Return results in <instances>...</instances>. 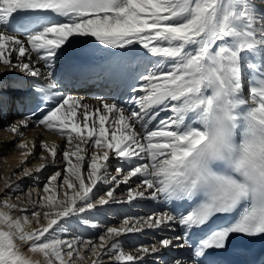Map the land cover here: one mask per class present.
<instances>
[{
	"label": "snow or ice",
	"instance_id": "obj_1",
	"mask_svg": "<svg viewBox=\"0 0 264 264\" xmlns=\"http://www.w3.org/2000/svg\"><path fill=\"white\" fill-rule=\"evenodd\" d=\"M74 48L80 57L88 49L107 54L101 73L113 88L110 99L90 105L60 90L65 77L56 69L66 55L70 69L89 74ZM0 64L22 74L12 87L29 93L6 97L0 79V119L5 105H33L6 130L23 137L21 126L31 123L66 138L60 186L75 190L33 200L39 227L29 231V210L10 197L0 201L9 210H0V264H34L26 251L43 254L46 264H85L90 256L102 264L109 255L135 264L170 246L187 249L171 264H224L232 239L264 236V0H0ZM18 147L28 157L36 144ZM41 149L39 160L57 162V144L41 141ZM110 159L117 175L109 174ZM21 172L33 175L31 168ZM60 177L51 175L43 192ZM133 177L139 183L128 188V202L162 199L177 211L125 218L96 241L56 234L67 232V218L107 204ZM98 182L113 187L94 200ZM5 187L23 191L7 179ZM172 224L182 235L141 246L140 256L124 253L117 239Z\"/></svg>",
	"mask_w": 264,
	"mask_h": 264
},
{
	"label": "rangeland",
	"instance_id": "obj_2",
	"mask_svg": "<svg viewBox=\"0 0 264 264\" xmlns=\"http://www.w3.org/2000/svg\"><path fill=\"white\" fill-rule=\"evenodd\" d=\"M95 83L96 82H94V84ZM94 84H91V85L89 84L87 90H91V88ZM93 93H94V90H93V92L92 91L88 92L90 97H93V95H94ZM6 118H8V117H6ZM2 128H4V126ZM1 143L2 142H0V144ZM59 144H63V146L66 147V140L61 138ZM17 146H18V143L12 144V147H11L12 153L17 152L20 149L19 147L17 148ZM58 148H59V152H57V162L55 164H53L51 162V159H49L50 160L49 163H47L48 161L39 160L38 157L41 155L42 149L37 148L36 153L33 156L34 158L32 157L33 159L27 160V158H25L23 160V162L25 163L24 166H26L27 168L33 169V175L31 177L24 176L23 174H21L22 173L21 172L22 167H20V169H16L14 174H12V176H11L13 178V181L11 182V184L19 185L20 189L23 190V191H20V195H23V197H22L23 205L26 209L29 210V213H28L29 214V220L32 221L31 228L29 230L39 227V225L36 223V219L34 217H32L30 214V212L33 210V207H34L32 201L33 200H39V198L41 196L46 195L43 192L42 187L45 183L48 182V178L51 175H53L56 171H59L61 173V177L58 178V180L56 182L52 183V185L50 187L53 189V191H51L47 195H49V194L55 195L57 200H59L62 198V192L65 190L68 191L69 196H72L74 194L75 190L66 189V187L61 188V186H60V180L66 175V172H65V163L66 162L63 161L61 154H60V150H62L64 148L61 147L60 145H58ZM18 152H22V150L20 149ZM44 155H47V153H44ZM41 162L47 163L46 167L43 170H41L40 172H36L35 169ZM116 167H117V160L116 159H110V161H109V174L110 175H117V173L114 170ZM84 175H85V177L87 176V165H85ZM117 178L119 179V176ZM86 183H88L87 180H86ZM138 183H139V181H137L136 178L133 177L131 180H129L128 184H120L119 187H117L114 191V198L110 199L107 204H104V205L98 204L97 207L94 209L86 210L84 213H79L76 216L67 218L69 220V224H64V227L67 228V232H59V230H57L56 234L60 235L64 239H71L72 237L77 236V237H83L86 240L92 239L93 241H96L99 235L104 234L105 229L107 227H113V226L114 227H120L123 224V221L125 220V218H128L130 220H134L136 218H143V217L147 218L148 217V215H147L148 211H146V209H145V204L143 206H139V208H138V206L137 207L134 206V208L131 209V205H133V203H131V202H133V201L138 202L139 200H142V202L147 204L152 199H139L138 198V199L133 200L131 202H128V200H127L128 188L129 187L136 188ZM111 187H113V185L98 182L96 187L93 189V194H90V195H93V199L95 200L99 196H104L106 191ZM4 192H7L6 188L4 189V191L2 190L0 192V198L3 197L2 194ZM37 192L39 193V195H37ZM29 193H31V197H29V195H28ZM13 194H15V192H13ZM11 196H9V197L15 199L14 198L15 196L14 197H13V195H11ZM7 199H8V197H7ZM16 201L17 200H15L13 203L14 204L17 203ZM159 202L160 203L162 202L164 204L165 201H163L161 199V200H158L157 203H154L156 205H153L152 207L157 208V210L154 211L156 214L164 212L165 209L167 208V206H165L164 209L162 207L160 208L157 205ZM18 205L20 208H24V207H22V204H18ZM125 205H127V206L129 205L130 208L129 207H126V208L123 207V209L121 210L122 206H125ZM0 208H2V207H0ZM129 209H130V211H129ZM35 210H40V209L36 208ZM136 210H137V212H135ZM122 211H124V212H122ZM14 214L19 215L18 212H14ZM42 216H43V214H42ZM41 223H46V221H44L42 217H41ZM93 225H98V227H94ZM162 227L163 226H161L160 228H162ZM172 227L173 226H170L171 233L173 231ZM156 229H158L157 233H156L157 235H151V236L149 235V237H148V234L145 233L146 231H143V229L141 231H134V232L122 234L119 238H117L119 240V242L122 241V245H121L122 249H123L122 251H125V252L131 251L134 253V256H140L141 253H139L137 251L138 248L136 246L141 247V246H151L153 243L156 244L158 242V240L160 239V238H158V235H160V234H158V233H160L159 232L160 230L158 227ZM77 232H80V233L78 234ZM154 233H155V231H154ZM140 235H141V237H140ZM142 235L146 236V237H142ZM155 237H156V239H155ZM136 238L137 239L142 238L143 242L138 244ZM131 239H132L133 243L130 241ZM142 239H139V240L141 241ZM153 240H154V242L152 243ZM144 241L146 244L144 243ZM134 243H136V244L134 245ZM171 249H172V247H170V249L165 250L167 257L165 259L164 264H171L172 259L174 257H177V256H174L175 252H174V250H171ZM163 252H164V250H161V252H159V255L160 256L164 255ZM173 253H174V255H173ZM156 254H154L153 256L152 255H150V256L143 255L142 260L146 261V262H143L142 264H153L154 262H155L154 264H159L160 263V261H159L160 257H154ZM94 259H96V258L90 256L87 259L88 264H92V261ZM111 263H113V262H111ZM117 263L118 262H116L114 264H117ZM41 264H46V261H45V263L41 262ZM129 264H132V263L129 262Z\"/></svg>",
	"mask_w": 264,
	"mask_h": 264
},
{
	"label": "bare ground",
	"instance_id": "obj_3",
	"mask_svg": "<svg viewBox=\"0 0 264 264\" xmlns=\"http://www.w3.org/2000/svg\"><path fill=\"white\" fill-rule=\"evenodd\" d=\"M79 51H80L79 48H74L72 50L71 55L73 57H75L76 54L79 53ZM90 53H92L93 56L91 57L90 60L85 61V62L88 64V66L90 64H92L90 68L101 70V66H103L105 64L104 58L107 56V54L104 52H99V51H91ZM35 58H36L35 54H33V59H35ZM75 58L78 59V56ZM62 60L65 61L64 66L62 68L58 66V68L56 69V71L60 72L61 75H64V77H65L64 85L61 86V89H60L61 91H64L65 94H67V95H72L74 97H78L81 100H83L85 103H88L90 105H97L99 103V100L111 98V96L113 94V88L107 86V84H106L107 81H104L105 78L103 77V74L100 75V78L96 77L95 81H94L96 83L92 86L91 90H87L89 84L85 85V84L81 83L79 73L77 71H75L74 69H70L69 64L67 63L68 56L66 55L65 57L62 58ZM37 66H39V65H37ZM42 71H43V69H42ZM21 77H22V74H20L18 72L13 73L12 71H8L3 67L2 64H0V79H3V81L6 85V87L4 89V95L6 97H13L14 96L13 94L16 91H18L16 89H14L12 86L18 80H20ZM102 78H103V80H102ZM245 82H247V74H245ZM81 85H85V86H87V88H83V87H81ZM92 89L94 90V93H93L94 95H93V97H90L88 92H91V91L93 92ZM53 102L55 103V100H53ZM6 106H8V105H5L4 111L6 113V117H8V118L0 119V142L3 143V144L1 143L2 145L0 144V192L2 190L4 191V189L6 188L5 187V180L7 179L9 181V183H11L13 181V178L11 176H12V174H14L15 170L20 169V167H23L25 165L23 160L25 158H27V160L34 158L33 156L35 155L37 148H41V141H46L49 144L55 143V144L60 145L61 147L65 148L63 146L64 143L59 144V142L62 138L61 136L57 135L54 132L43 129L42 126L41 127H35L34 125L29 124L27 129H25V128H23V126H21L20 131L23 132V137H21L18 134H14L9 130H6V126L8 124H14L18 120H20L19 118H16L12 114H10L9 108H7ZM164 115H165V113H161V116H164ZM13 118H15L16 121H13ZM3 126H4V128H2ZM106 127H107V125H106ZM22 141H26L30 145L32 142H35L36 147L34 149L33 155L28 156V157H24L21 154L22 152H18L20 149L18 151L16 150L17 152H15V153L11 152L12 144L13 143L19 144ZM17 148H18V146H17ZM58 152H59V148H58ZM49 161L50 160H48L47 163H49ZM47 163H45V164H47ZM24 167H26V166H24ZM14 185H16V184H14ZM19 188H20V186H19ZM6 191L8 192V196H7L8 198L11 195H13V197L15 196L14 197L15 199L11 198L12 196L10 197L9 203L14 204L13 202L15 200H17L16 202L18 204H22V207H24L23 201H22L23 195H20V191H15V190L14 191H8L7 188H6ZM13 192H15V194H13ZM4 193L2 194L3 197L0 198V201L7 199V197L4 195ZM157 201L158 200H151L147 204L142 202V200H139L138 202L133 201V202H131V203H133V205H131V209H133L134 206L135 207L138 206V208H139V206H143L145 204V209H146V211H148L147 215L151 216L153 214H156L154 211H156L157 208L156 207L153 208L152 206L156 205L154 203H157ZM17 203H15V204H17ZM164 204L167 205V208L165 209V211H174V212L177 211L175 204H173L172 202H166V203L164 202ZM164 204L162 202L161 203L159 202L157 205L160 208L162 207L164 209L165 208V206H163ZM123 207H125V208L129 207L130 208L129 205L128 206L125 205V206H122L121 210L123 209ZM0 210L5 211V212L9 211L7 208H0ZM129 211H130V209H129ZM14 212H12L11 214L15 217L18 214L15 215ZM122 212H124V211H122ZM135 212H137V210ZM143 218H145V217H143ZM171 226H173L172 227L173 228L172 233L170 231V227H162V228L158 227L160 230L159 231L160 233H158V234H160V235H158V238L161 239V238H167V237H174V236L182 235V229L180 226H178L176 224H172ZM29 229L30 228L28 226H25L26 231H29ZM157 230L158 229H156V228L155 229L149 228L147 226L143 227V231H146L145 233L148 234V237H149V235L150 236L151 235H157L156 234ZM154 231H155V233H154ZM77 233L79 234L80 232H77ZM75 237H77V236H75ZM140 237H141V235H140ZM142 237H146V236L142 235ZM139 239H142V238H139ZM139 239H137V243H138ZM130 241L133 243L132 239ZM18 243H20V242L18 241ZM119 243H120V245H122V241ZM176 243H178V242L174 241V244H176ZM134 244H136V243H134ZM136 247L140 248L139 246H136ZM172 247H174V246H172ZM176 248L178 250H176ZM22 250H24V249H22ZM171 250H174V252H175L174 256H177L178 258H183L184 256H186V253H187L186 248L175 247L174 249H171ZM97 251H98V253H100L102 250L98 249ZM123 252L126 254H132L134 256V253L131 251H127V252L123 251ZM26 255H28L33 260L34 264H41V262L45 263V261H46L43 254H41V253H32V252L26 251ZM150 255H154V254H148V256H150ZM94 258H96V257H94ZM111 262H113V263H111ZM143 262H146V261H143V260L138 261V262H135V264H142ZM114 263H116V261L111 258V255L104 256V258L102 260V264H114ZM85 264H88V260L85 262Z\"/></svg>",
	"mask_w": 264,
	"mask_h": 264
}]
</instances>
